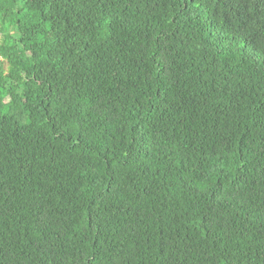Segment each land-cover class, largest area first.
Here are the masks:
<instances>
[{
	"label": "trees",
	"instance_id": "obj_1",
	"mask_svg": "<svg viewBox=\"0 0 264 264\" xmlns=\"http://www.w3.org/2000/svg\"><path fill=\"white\" fill-rule=\"evenodd\" d=\"M0 264H264V0H0Z\"/></svg>",
	"mask_w": 264,
	"mask_h": 264
},
{
	"label": "bare ground",
	"instance_id": "obj_2",
	"mask_svg": "<svg viewBox=\"0 0 264 264\" xmlns=\"http://www.w3.org/2000/svg\"><path fill=\"white\" fill-rule=\"evenodd\" d=\"M225 35V34H224ZM229 35V34H228ZM223 37V36H222ZM229 38V37H228ZM263 89V88H262ZM245 93V92H244ZM161 94V93H160ZM250 95V94H249ZM154 98V97H153ZM213 98V97H212ZM211 99V98H210ZM244 100V99H243ZM247 101V100H246ZM207 104V103H206ZM192 216V214H191ZM188 217V216H187ZM192 220V219H191ZM194 221V220H193ZM195 226V225H194ZM169 259V258H168ZM161 260V259H160Z\"/></svg>",
	"mask_w": 264,
	"mask_h": 264
}]
</instances>
